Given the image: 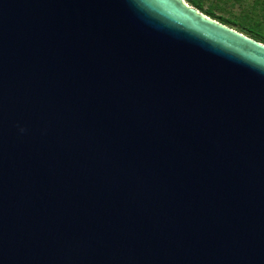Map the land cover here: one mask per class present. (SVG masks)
<instances>
[{
	"label": "water",
	"instance_id": "water-1",
	"mask_svg": "<svg viewBox=\"0 0 264 264\" xmlns=\"http://www.w3.org/2000/svg\"><path fill=\"white\" fill-rule=\"evenodd\" d=\"M0 264H264V44L181 0H0Z\"/></svg>",
	"mask_w": 264,
	"mask_h": 264
},
{
	"label": "rangeland",
	"instance_id": "rangeland-1",
	"mask_svg": "<svg viewBox=\"0 0 264 264\" xmlns=\"http://www.w3.org/2000/svg\"><path fill=\"white\" fill-rule=\"evenodd\" d=\"M197 14L246 37L264 36V0H181Z\"/></svg>",
	"mask_w": 264,
	"mask_h": 264
},
{
	"label": "trees",
	"instance_id": "trees-1",
	"mask_svg": "<svg viewBox=\"0 0 264 264\" xmlns=\"http://www.w3.org/2000/svg\"><path fill=\"white\" fill-rule=\"evenodd\" d=\"M220 24L224 25V21L219 22ZM249 38L253 39L254 41L264 44V36H261L256 33H250Z\"/></svg>",
	"mask_w": 264,
	"mask_h": 264
}]
</instances>
